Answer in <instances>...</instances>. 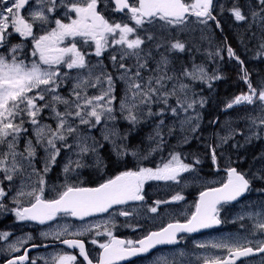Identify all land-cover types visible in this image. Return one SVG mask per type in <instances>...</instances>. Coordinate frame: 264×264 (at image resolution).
Listing matches in <instances>:
<instances>
[{"label": "snow or ice", "instance_id": "1", "mask_svg": "<svg viewBox=\"0 0 264 264\" xmlns=\"http://www.w3.org/2000/svg\"><path fill=\"white\" fill-rule=\"evenodd\" d=\"M101 2L103 0H73L71 3L67 0H0V212L10 211L18 222L34 221L40 225L55 223L60 217L76 218L80 221L79 225L56 224L40 235L52 237L69 248H78L87 264H93V261L85 251L82 238L94 233L91 243L97 244L95 236L106 235L109 240L99 243L101 251L96 264H116L117 261L149 253L157 245L177 244L183 239L179 234L194 233L224 223L222 209L253 191L254 181L264 182V164L255 171L227 167L226 179L218 187L205 186L199 192L195 210L184 222H170L156 231L147 232L138 240H121L113 235L111 229L117 226L114 212L106 220L86 219L96 214H109L116 205L143 202L146 181L180 184L186 182L187 174L193 181L207 183L198 174L200 159L197 156H193L191 163H186L182 153L172 151L155 167L143 165L153 154L163 151L165 128L169 136L174 132L175 125H166L167 114L178 120L180 130L186 133L182 137L183 143H188V134L199 130L201 117L197 108H202L206 100L202 96L197 99L192 82L198 81L211 89L213 81L223 78L218 71L210 74L204 65L195 62L191 67L169 74L170 61L166 54L188 50L186 41L179 35H171L174 31L183 34L194 30L190 26H198L200 39L204 40L211 27L210 22H215L217 29L222 27L217 15H214L215 0H111L115 12L127 10L132 24L110 22L98 10V3ZM29 6L31 10L24 15ZM61 6L67 9L65 17L56 18L53 27L52 14ZM225 10L235 22L248 23L251 18L245 31L259 25L257 56L264 55V0H257L248 13H245L239 0H233L232 6L227 9L220 4L219 12ZM71 13H75L74 18ZM192 17H195L194 21ZM65 18L69 22L65 23ZM37 29L41 34H36ZM13 35L22 39L31 38V58L21 54L23 43L11 42ZM77 37L86 45L94 44V55L98 58L109 48L114 53L118 51V55L110 57L118 75L106 71L102 62L92 64L88 59L92 53L81 51L77 46ZM68 38H72L73 42L62 47ZM240 39L243 43V35ZM149 44L157 51L166 50L160 54L154 69L149 68L151 48L145 52V46ZM222 51L221 47H217L207 54L212 59L217 56L223 59ZM226 51L230 59L241 65V78L247 85V91L228 100L222 110L247 105L254 106L257 112L246 116L250 134L245 136L244 144L237 141L232 145L239 149L259 135L258 131L251 129L264 130V78L254 85L244 61L231 45L226 46ZM133 58L134 64L126 63ZM145 69L150 73L146 77L143 74ZM73 72L76 74L72 75ZM117 81L124 85L118 107ZM65 86H70L68 94L62 95L61 90ZM173 99L174 104L171 102ZM45 112L52 123L45 122ZM120 119L129 125L124 132L117 127ZM153 119L156 122L152 132L139 146H130L127 143L129 136ZM211 123L216 124L218 120ZM97 126H102L100 138L89 134ZM222 131L223 135L216 134L218 142L208 145L213 165L218 164L217 150L242 134L240 129L232 127L230 121L225 122ZM21 141L23 147L20 146ZM106 144L111 145L117 163L130 155L137 166L126 168L95 187L83 186L80 170L88 167L103 170L105 165L100 153ZM40 150L44 153L42 157L39 156ZM62 153H67L61 168L62 180L50 185L48 174L58 164ZM260 159L264 160V156ZM38 161L40 167H37ZM256 190L264 194V188ZM183 199L180 193H176L169 200L154 201L147 211L155 214L161 205ZM4 200H10L14 206L9 209ZM138 211L136 208H122L118 215L130 217L137 215ZM245 218L254 221L253 235L264 233V204L260 211L237 217L239 220ZM241 228H244L243 224ZM11 235L8 231H0V241H7ZM32 239V235L27 234L8 243L6 249L0 248V251L10 253L24 252L23 255H12L5 264H39L40 260L43 264H77L76 256L56 250L29 260L25 245L39 247L31 243ZM194 243L196 249L203 251L196 256V264H244L245 261L254 264L250 258L256 256L259 257V264H264V239L255 241L247 236L229 234ZM215 251L227 254L216 255ZM179 255L184 257L186 254L180 251ZM156 264L170 262L166 257H160Z\"/></svg>", "mask_w": 264, "mask_h": 264}, {"label": "flooded vegetation", "instance_id": "2", "mask_svg": "<svg viewBox=\"0 0 264 264\" xmlns=\"http://www.w3.org/2000/svg\"><path fill=\"white\" fill-rule=\"evenodd\" d=\"M68 3L73 2V0H67ZM192 2V0H191ZM115 5L114 3H111V0H103V2L98 3V10L101 11L103 15L107 19H109L110 22L116 21L120 22V19L127 18V10H125L123 13L115 12L114 11ZM31 10V6L25 12L24 15L28 14V11ZM67 11L66 7H58L56 11L52 14V26L54 27V20L56 18H64L65 12ZM72 18L75 17V13L70 14ZM64 22H69L68 19H64ZM36 34L39 35L40 30L37 29ZM12 43H23V48L21 49L22 55H27L29 58H31V52H32V40L31 38H20L18 35H13L11 37ZM73 42L72 38H68L61 46H69L70 43ZM77 46L81 49V51H85L84 47L86 46L92 53L88 59L93 64H97L98 62L107 61L106 55L107 51L101 56L96 57L94 55V44H84V41L77 37L76 38ZM118 97V95H117ZM102 157V156H101ZM186 157V156H185ZM111 159L113 164H105V167L103 170H97L94 167H88L80 170L81 179L84 181L83 186L85 187H94L98 185L99 183L103 182V180H106L110 177H114L119 172L126 170V168H135L137 166L136 160L132 156H127L124 158V161L117 163L115 155L111 156ZM65 160L63 158L59 157L58 166L56 165L48 174V182L50 185L52 184H58L59 174H61V165ZM186 162V160H185ZM89 163H92V161H89ZM188 163V162H186ZM40 163H37V167H40ZM229 167V166H227ZM227 167H220L216 166L211 173H203L200 172L198 169V174L200 177L203 178L204 181H207V183H203L201 181H193L192 177L190 175L185 174V181L180 184H176L174 182H164V181H146L143 189V195L145 197V200L143 202H128V204L120 206L116 205L113 206V209L109 214H96L93 217L86 218L88 220H94L99 221L101 219H108L109 216L112 214V212L116 213L114 220L116 223V227L112 228L113 235L121 240H138L142 238L144 235L147 234L149 231H156L159 228L165 226L166 224L170 222H174L176 220H180L181 222H184V220L191 215V212L195 209V202L197 201V197L200 191L204 190L205 186H211V187H217L220 183H222L226 178V168ZM245 171V169H243ZM219 174V179L215 177L216 174ZM188 176V177H187ZM53 180V181H52ZM190 180V181H189ZM258 181H254L252 184V189H255L256 193L254 195H262V193H258L256 189L258 185H261V183H257ZM5 187H7V182H5ZM158 187L159 189L163 190L162 192H165L164 195L156 198L151 194V191ZM197 188L199 189L197 193H192L191 189ZM264 188V186H263ZM176 193H180L184 199L182 201L173 202L169 204H163L159 207L158 213H150L147 211V208L153 205V202L156 200H169L171 196L175 195ZM11 195V193H10ZM51 194H49L50 196ZM252 196V194L249 192L246 194L243 198L239 199L236 202H232L229 205H226L223 209L224 211L221 212V219L224 220V223L221 225H218L216 227L206 229L204 231H198L194 234L192 233H182L179 235L183 236V239L179 240L177 244L174 245H158L154 249L150 250L149 253L141 254L138 256L130 257L125 260L117 261L116 264H156L157 259L160 257H166L167 260L170 262L175 261V264H196V256L203 254L202 250H198L195 248L196 241H203L208 239H214L220 236H226L229 234H238L240 236H247L248 239L251 240H262L264 239V233H255V235L252 234V226L254 221L250 220L248 218H245V223L243 220L237 219V217L244 215L248 211L241 210V211H232V207H235L236 205L241 203V200H245L247 197ZM192 203V207L190 209V203ZM256 204L254 206H261L264 204V200H254ZM4 203L8 205V208L10 209L14 205L11 204L10 200H4ZM124 210H131L133 208L138 209V214L135 216L130 217H123L119 216L118 213L121 209ZM261 210V209H260ZM258 210V211H260ZM257 210H253V212H256ZM247 221V222H246ZM64 223H70L79 225L80 221L76 218L71 217H60L56 220L55 223L49 222L45 225H40L37 222L34 221H23L18 222L15 219L14 214H12L10 211L6 212H0V231H8L12 233V235L8 238L7 241H0V248L6 249L8 243H12L15 241L18 237L25 236L27 234H31L33 239L31 243L39 245V247L32 248L29 245H25L28 247V256L29 260L32 258H38L43 257L47 255L48 253L56 251H63L64 253L74 255L77 258V264H87V261L84 260L82 256L79 254V249H73L69 248L66 245H62L59 243V241H55L52 237H42L40 235L41 232L48 231L49 227L51 226L54 228L56 224H64ZM248 223V224H246ZM241 224L244 225V228H241ZM126 225H132V227L126 226ZM136 225H139L136 227ZM75 229H73L74 231ZM103 231V229H101ZM94 233L87 235L86 237H83L82 239L85 242V251L88 254L89 258L92 259L93 264H96V260L98 258L99 252L101 249L99 248V243H104L109 240V237L106 235L101 236H95V239L98 241L97 244H92L91 241L94 237ZM65 238L71 239L73 237L66 236ZM48 247H45V246ZM180 251H183L186 255L184 257H181L179 255ZM23 255L24 252L21 250L19 253H10L8 251H0V264H5L7 259H10L12 255ZM216 255H226L227 253H221L219 251H216L214 253ZM254 264H259V257H252L250 258ZM27 264V262H26ZM39 264H43V260L39 261ZM239 264V262H238ZM244 264H248V261H245Z\"/></svg>", "mask_w": 264, "mask_h": 264}, {"label": "trees", "instance_id": "3", "mask_svg": "<svg viewBox=\"0 0 264 264\" xmlns=\"http://www.w3.org/2000/svg\"><path fill=\"white\" fill-rule=\"evenodd\" d=\"M191 2V0H188ZM217 19L221 22L222 27L217 29L215 22H210L211 27L205 33L207 39L201 40L200 30L198 26L193 27L194 30L180 34L179 31L171 33L173 37L179 35V38L188 43V50L184 52H167L170 64L169 74L178 73L183 67H191L192 63L202 64L206 67L207 71L211 74L214 71H218L222 75V79L212 82V88L209 89L206 84L200 82H192V90L197 93V99L201 96L206 100V103L202 108L198 107L197 111L200 113V127L195 134L189 135V142L183 143V135L177 133L182 132L177 128L178 120H174L170 113L166 115V125H175L174 132L171 136L167 135V127L165 128V147L162 152H157L149 158L148 161L144 162L145 167H152L153 163L160 162L162 158H166L170 152L177 151L186 156V162L191 163L193 156H197L200 159V164L197 165V169L200 172L211 173L216 166L227 167L232 166L243 171L252 170V164L258 159L262 153V147H264V140H252L250 144H245L243 148H233L232 145L239 141L241 144L245 143V134L243 132H249L246 128L249 126V122L246 120L248 114H257L254 111V106H241L233 109L223 111L225 103L234 97L236 94L247 91V85L242 80L241 65L235 59L228 57L226 46L231 47L236 51L237 55L241 60L244 61V67L250 73V78L253 84H257L264 78V55L257 56V45L259 43L260 29L259 25H254L251 29L245 31L248 28V23H251L249 17L248 23L235 22L231 14L225 10L223 13L219 12V5L224 4L226 9L232 6L233 0H215ZM243 6L245 13L257 3V0H239ZM195 20V17H192ZM122 22H128L125 19ZM150 27V26H149ZM255 33V35H253ZM243 35L244 42H241L240 36ZM217 47L223 49L221 59L219 56L214 59L209 58L208 52H214ZM151 48L152 58L149 60V68L154 69L156 67V61L159 60L160 54L166 52L165 49L157 51L152 45L145 46V52ZM84 52L90 53L91 51L85 46ZM108 61H104V66ZM74 72L72 73V75ZM120 82L118 81V84ZM62 95H66L65 92L61 91ZM118 95L119 103V91L116 90ZM173 104V100L171 101ZM155 110V108H154ZM213 120H218V123H211ZM230 121L233 128L241 130L242 134L236 135L235 139L231 140L228 144L223 145L217 150L218 164L213 165L211 161L209 144L217 143L216 134H224L222 129L224 128L225 122ZM155 120H150L138 128L129 136L130 146H139L141 141L152 132L155 125ZM117 127L124 132L128 129L129 125L123 119L118 120ZM95 137L100 138V131L95 128L92 129ZM178 136H177V135ZM167 136V137H166ZM176 139V140H175ZM170 141V142H169ZM183 143V144H182ZM105 164H113L111 156L114 154L111 152V145L106 144L104 149L101 151ZM205 170V171H204ZM251 174V173H249ZM261 183L257 188H263L264 182ZM199 189L193 188L189 191L197 193ZM163 190L155 187L151 194L156 198L162 196ZM251 193V192H250ZM260 194V192L258 191ZM235 207H232L234 209ZM231 209V210H232ZM224 211V209H222Z\"/></svg>", "mask_w": 264, "mask_h": 264}, {"label": "rangeland", "instance_id": "4", "mask_svg": "<svg viewBox=\"0 0 264 264\" xmlns=\"http://www.w3.org/2000/svg\"><path fill=\"white\" fill-rule=\"evenodd\" d=\"M128 23H130V24H132L133 22H131L129 19H128ZM113 47H117V46H113ZM113 54H117L118 55V51L116 52V53H114L113 52V49L112 48H109L108 50H107V55H106V58H107V64L104 66V65H102L103 66V68L106 70V71H108V72H111L114 76H117L118 75V73L116 72V70H115V68H114V65H113V62H112V60L110 59V57L113 55ZM134 58L133 59H131V60H127L126 61V63H128V64H134ZM92 63V62H91ZM93 64V63H92ZM76 73L74 72V74L73 75H75ZM144 76L146 77L147 75H149L150 73H149V70L148 69H145L144 70ZM120 82V81H119ZM70 86H65L61 91H63V92H65L66 93V95L68 94V88H69ZM123 88H124V85H123V83L122 82H120L119 84H118V81H117V91H119V95L121 96L122 94H123ZM61 94H62V92H61ZM173 102L175 103V101H174V99H173ZM116 105H117V107H118V97H117V101H116ZM257 113V112H256ZM44 120H45V122H49V123H52V121H50V120H48V113L47 112H45L44 114ZM183 115V114H182ZM182 115H181V118H182ZM177 128L180 130V126H179V122L177 123ZM101 127L102 126H97L96 128L100 131V134H101ZM246 130L247 131H249V132H243V134H245V136H247V135H249L250 134V130H249V126L246 128ZM251 131H258L259 132V135L257 136V137H255V138H253L254 140H259V138H261V139H263L264 140V130H259V129H255V128H253V129H251ZM89 134L90 135H92V136H95V134L93 133V131L92 130H90V132H89ZM186 133H183V132H179L178 133V135H185ZM188 142H189V140H188ZM21 147H23V141H21V145H20ZM262 154L258 157L257 156V160L254 162V164H252L253 166H252V170L253 171H255L257 168H259L262 164H264V160H261L260 159V157L261 156H264V147H262V152H261ZM44 155V153H43V150H40V152H39V156L40 157H42ZM67 156V153H62L61 154V156H60V158H63L64 160H65V157ZM39 162V161H38ZM158 162H155V163H153V165H152V167H155L156 166V164H157ZM61 165V168H62V164H60ZM57 166H58V164H57ZM61 168H60V170H61ZM188 177V176H187ZM215 177L216 178H218L219 177V174L217 173L216 175H215ZM59 179H60V181H59V183L61 182V180H62V175L61 174H59ZM218 181L219 180H221V179H217ZM53 181V180H52ZM190 181V180H189ZM95 187V186H94ZM256 193V191H255V189H253V191H251V194H252V196H250V197H247L245 200H241V203H239V204H237V206H238V208H236V209H232V211H241V210H246V211H248V212H253V210H260L261 209V206H254L255 204H256V202H254V200L256 199V200H264V194H262V195H254ZM162 195H164V193H162ZM190 203V202H189ZM191 207H192V203H190V209H191ZM251 220V219H250ZM243 222L245 223V220H243ZM247 222V221H246ZM246 224H248V223H246ZM215 253H216V251H215Z\"/></svg>", "mask_w": 264, "mask_h": 264}, {"label": "water", "instance_id": "5", "mask_svg": "<svg viewBox=\"0 0 264 264\" xmlns=\"http://www.w3.org/2000/svg\"><path fill=\"white\" fill-rule=\"evenodd\" d=\"M226 178V177H225ZM218 187V186H217ZM199 198V194H198V197H197V199ZM195 210V209H194ZM216 227V226H215ZM204 230H206V229H201V230H199V231H204ZM195 233V232H194ZM194 233H192V234H194ZM158 246V245H157Z\"/></svg>", "mask_w": 264, "mask_h": 264}, {"label": "bare ground", "instance_id": "6", "mask_svg": "<svg viewBox=\"0 0 264 264\" xmlns=\"http://www.w3.org/2000/svg\"><path fill=\"white\" fill-rule=\"evenodd\" d=\"M174 129H175V128H174ZM177 134H178V133H177ZM177 134H176V135H177ZM165 135H166V134H165ZM177 136H178V135H177ZM166 137H167V136H166ZM175 140H176V139H175ZM169 142H170V141H169ZM182 144H183V143H182ZM204 171H205V170H204ZM205 173H206V172H205ZM208 173H209V172H208Z\"/></svg>", "mask_w": 264, "mask_h": 264}]
</instances>
